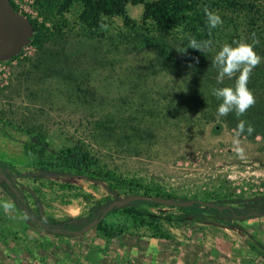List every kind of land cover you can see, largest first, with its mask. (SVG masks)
Here are the masks:
<instances>
[{"label":"rangeland","instance_id":"obj_1","mask_svg":"<svg viewBox=\"0 0 264 264\" xmlns=\"http://www.w3.org/2000/svg\"><path fill=\"white\" fill-rule=\"evenodd\" d=\"M7 1L25 34L13 49L0 39V264H264V216L240 217L264 210V138L237 137L193 80L153 69V51L128 44L134 31L121 17L106 18L93 34L77 3ZM250 2L257 10L213 9L223 21L216 40L264 37V0ZM143 10L127 6L139 29ZM31 21L47 48L72 53L62 76L35 68ZM256 54L264 65V51ZM247 87L264 95V70H252ZM38 132L47 136L48 152L84 145L117 180L40 168L30 151ZM146 195L193 205L185 212L141 199L107 222L131 226L121 213L134 208L156 216L152 226L113 238L98 230L102 206ZM26 204L60 231L35 224ZM79 229L78 236L66 234Z\"/></svg>","mask_w":264,"mask_h":264},{"label":"trees","instance_id":"obj_2","mask_svg":"<svg viewBox=\"0 0 264 264\" xmlns=\"http://www.w3.org/2000/svg\"><path fill=\"white\" fill-rule=\"evenodd\" d=\"M46 6L54 8L59 3H63L64 8L71 4L77 3L82 7L79 16L80 21L87 30L93 34L100 31L106 24V18L121 17L126 27L130 28L133 34L130 36L128 44L136 51H153L152 60L153 69L163 71L167 75L177 77H187L193 80L198 86V91L204 99L212 98L214 105H219L222 101L212 95V89L216 87H234L239 72H236L232 78L225 77L223 84L217 83L218 67L213 63L214 56L225 45L236 47L240 43H246L253 46L255 52L264 51V37L255 35L251 40H216L217 32L211 31L207 25L205 9L213 12V9L229 10L239 12H253L257 7L251 0H38ZM143 5L142 26L138 28V23L129 17L127 6ZM35 31L32 44L36 46L37 54L35 57V68L46 77L62 76L67 67H70L73 55L68 48L49 49L45 46L46 39L42 30L37 27L34 21H31ZM152 24V29L147 26ZM64 38V34L58 35ZM191 39L198 41L211 40L212 46L205 54L198 50L188 48L185 53L180 51L186 50L188 42ZM252 70H264V65H256ZM207 93H210L208 95ZM255 103L242 115L237 116L235 112H230L222 121L230 128L237 130L240 121H245V128L251 125L254 129L251 134L247 131L243 133L248 140H255L261 136L264 138V95H254ZM47 136L38 132L35 135L34 144L30 151L36 157V165L45 170L61 168L65 171L75 172L77 174H87L91 177H101L113 184L117 178L112 172L105 171L97 166L93 155L85 148L84 145L78 144L73 147L65 148L60 151L50 150L46 142ZM64 187H72L65 185ZM16 189V188H14ZM14 198L23 199L18 193H13ZM156 197L150 195L142 196V200L154 206L162 205L157 202ZM119 201H114L102 206L100 209V218L97 221L98 230L105 236L113 238L117 232L124 233L129 227L139 228L152 226L149 220L157 219L154 215L145 216L143 211L134 208H128L122 211L127 219L131 220V226L126 224L116 225L108 223L107 217L117 213L120 205ZM193 205V203H192ZM175 207V206H170ZM116 209V210H115ZM181 211H189L190 207H178ZM26 215L38 226L49 233L60 231L59 228L49 225L36 216L32 215L26 204ZM264 210L260 213H247L240 217H262ZM157 226V223H155ZM154 229V228H153ZM84 229L67 231L70 237L78 236ZM154 230H158L157 228Z\"/></svg>","mask_w":264,"mask_h":264},{"label":"clouds","instance_id":"obj_3","mask_svg":"<svg viewBox=\"0 0 264 264\" xmlns=\"http://www.w3.org/2000/svg\"><path fill=\"white\" fill-rule=\"evenodd\" d=\"M207 25L209 30L217 28L223 23L222 18L208 9H205ZM212 46L211 40L198 41L191 39L188 42L186 50L180 51L185 53L188 48L195 49L205 54ZM260 57L254 51L250 44L240 43L236 47L225 44L214 56L213 63L218 67L217 83L223 84L225 77L232 78L236 72L239 76L236 79L234 87H216L212 89V95L222 102L218 105V116H227L230 112H235L239 117L242 116L254 103V96L247 87L249 74L252 69L260 63ZM245 121H240L237 125L236 136L247 131L248 134L253 132L251 125L245 128ZM5 210L8 205H4Z\"/></svg>","mask_w":264,"mask_h":264},{"label":"water","instance_id":"obj_4","mask_svg":"<svg viewBox=\"0 0 264 264\" xmlns=\"http://www.w3.org/2000/svg\"><path fill=\"white\" fill-rule=\"evenodd\" d=\"M0 18L2 23L0 24V39L3 41V45L6 48L13 49L19 45L25 34V24L18 17L12 16L8 11V1L0 0ZM141 196H133L125 200L119 201L120 207L129 203L141 200ZM157 202L166 206L175 207H190L192 202L188 201H176L173 199L155 198Z\"/></svg>","mask_w":264,"mask_h":264}]
</instances>
